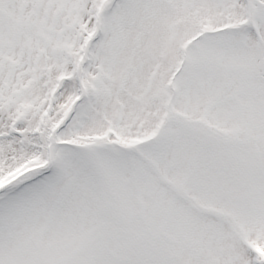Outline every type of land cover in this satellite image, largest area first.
I'll use <instances>...</instances> for the list:
<instances>
[{
	"label": "snow or ice",
	"instance_id": "6c2138e0",
	"mask_svg": "<svg viewBox=\"0 0 264 264\" xmlns=\"http://www.w3.org/2000/svg\"><path fill=\"white\" fill-rule=\"evenodd\" d=\"M0 264H264V0H0Z\"/></svg>",
	"mask_w": 264,
	"mask_h": 264
}]
</instances>
